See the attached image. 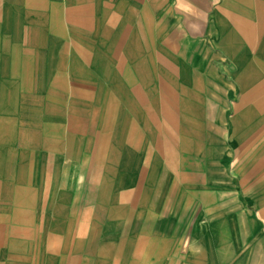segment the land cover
<instances>
[{"label": "crops", "instance_id": "crops-1", "mask_svg": "<svg viewBox=\"0 0 264 264\" xmlns=\"http://www.w3.org/2000/svg\"><path fill=\"white\" fill-rule=\"evenodd\" d=\"M0 264H264V0H0Z\"/></svg>", "mask_w": 264, "mask_h": 264}]
</instances>
